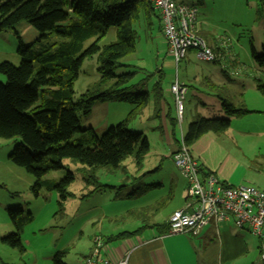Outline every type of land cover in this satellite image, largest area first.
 I'll return each mask as SVG.
<instances>
[{
    "label": "rangeland",
    "instance_id": "374dc122",
    "mask_svg": "<svg viewBox=\"0 0 264 264\" xmlns=\"http://www.w3.org/2000/svg\"><path fill=\"white\" fill-rule=\"evenodd\" d=\"M74 1L67 0L68 6ZM196 7L197 26L214 47L218 57L215 61L198 59L194 51L189 50L176 67L162 38L157 11H151L150 21L141 14L139 20L133 23L137 33L136 49L121 60L128 67H119L115 73L135 70L132 83L138 86L136 90H148L150 99L128 121L129 129L140 130L141 121L146 119L147 114L153 113L154 83L159 80L160 86L170 85L177 77L179 82L189 86L184 100V119L181 121L185 132L195 109L200 107L192 90L199 86L201 71L209 69L222 68L228 79L235 82L231 86L235 105L240 102L241 94L249 110L252 107L264 110V93L257 87L258 84L264 85V63L253 57V52L256 56L263 54L264 0H204ZM19 25L17 28H20L18 32L22 41L27 44L33 42L38 36L37 30L26 20ZM115 38V27L110 26L99 43L106 44ZM58 39L60 37L53 33L49 36V40ZM91 41L92 38L85 40L83 48ZM12 60L15 65L19 63V59ZM97 65L95 56L84 59L74 81L73 101L98 79ZM133 105L117 100L97 103L89 114L79 115V127H91L100 136L108 127L126 118ZM216 117L223 118L225 114ZM152 119L143 120L149 151L141 165H136L135 159L129 156L121 161L117 169L100 167L96 170L99 182L116 187L94 190V186L85 180L87 166L69 158L63 159V168L46 173L43 180H58L67 170L73 173L74 179L66 187L65 199L60 198L56 189L48 188L44 183L39 186L34 184V176L8 157L15 139L0 138V264H54L53 256L57 252L66 264H78L84 258L83 254L90 250L95 234L106 237L144 223L141 217L144 205L151 207L154 201L166 198V205L157 214L158 218L175 207L179 189L187 182L170 156L166 140L159 132L148 128L153 123ZM232 121L233 128L228 132L216 135L209 132L208 135L217 136L216 139L225 144L229 154L225 168L228 164L235 166L237 162L234 176L256 178L261 175L260 172L264 173V111H253ZM243 130L249 133L244 134ZM81 133L75 132L71 140L78 139ZM175 133L180 138L178 124ZM233 168L228 170L233 171ZM58 201L62 202L61 205ZM9 208L21 210L17 213L19 217L31 215L21 231L25 247L23 252L2 240L3 236L15 230L8 214ZM152 212L151 208L146 213Z\"/></svg>",
    "mask_w": 264,
    "mask_h": 264
},
{
    "label": "trees",
    "instance_id": "16d2710c",
    "mask_svg": "<svg viewBox=\"0 0 264 264\" xmlns=\"http://www.w3.org/2000/svg\"><path fill=\"white\" fill-rule=\"evenodd\" d=\"M153 10L147 0H75L69 6L67 0H0V32H14L19 56L17 65L8 60L0 62V79L4 78L0 80V138L15 139L8 157L34 176V184L44 183L65 199L66 187L74 179L70 170L58 180L42 179L49 171L63 168L64 158L87 166L85 180L94 190L116 187L98 181V168L117 169L129 156L135 159L136 165H141L149 151V142L144 132L129 129L127 123L147 105L150 93L146 89L136 90L138 86L132 83L135 70L116 74L115 69L128 67L121 60L136 49L137 33L133 23L141 14L148 19ZM24 20L38 32L36 39L28 44L22 41L17 29ZM110 26L115 27L116 38L101 45L99 42ZM51 33L60 39L49 40ZM200 34L206 40L204 34ZM90 38L92 41L83 48V42ZM262 49V55L256 56L253 52V57L264 63V43ZM91 56L96 57L99 77L73 101L74 81L84 59ZM205 85L209 93L219 98L225 117L195 115L183 134L189 147L206 133L227 131L230 116L253 112L245 106L241 94L240 102L235 105L228 87L210 79H205ZM257 87L264 93L263 84ZM153 93L154 103L159 102L162 98L159 80L154 83ZM110 100L134 105L126 118L108 127L100 136L91 127H79L80 114L87 115L95 104ZM171 123L177 124L174 118ZM75 132L82 133L78 139L71 140ZM179 141L178 138V145ZM201 171L204 172L202 166ZM166 200L163 198L157 206L143 208L141 214L151 208L154 212L160 210ZM19 212L21 210L8 209L15 230L2 240L23 252L21 231L31 215L19 217ZM155 226L160 234H168V222ZM136 232L129 230L102 236L106 241ZM60 255L57 252L53 256L54 264H66Z\"/></svg>",
    "mask_w": 264,
    "mask_h": 264
},
{
    "label": "crops",
    "instance_id": "0c3cea01",
    "mask_svg": "<svg viewBox=\"0 0 264 264\" xmlns=\"http://www.w3.org/2000/svg\"><path fill=\"white\" fill-rule=\"evenodd\" d=\"M188 1L195 5L204 2V0ZM148 21H150L149 17ZM159 27L162 34L161 24ZM17 29L19 31L20 28L18 27ZM198 31L199 34L202 32L200 27ZM162 38L164 39L163 34ZM16 46L17 39L12 30L0 32V62L3 60L12 62L14 61L12 59H19L16 53ZM228 78L229 77L223 72L222 68L218 70L209 69L206 72L201 71L198 79L199 86L192 90V94L197 99L200 107L195 109L191 120L195 115L203 117L223 116L224 113L221 108V102L218 97L207 91L205 79H210L213 83L228 87L230 98L232 99V93L234 92L231 86L235 84V82ZM161 95V100L154 103L153 113H149L150 115L147 114L146 119L154 118L150 120L153 123H151L148 128L159 132L160 136L166 140V144L170 148V156L172 157V154L178 149V137L175 133V126L171 123V120L173 118L175 119V109L172 95L169 91V85L161 86ZM242 100L245 104L243 96ZM256 103H258V97ZM250 110L255 112L264 111L262 108L256 107H252ZM237 117L240 116H230L231 125L225 132L233 128L232 120ZM146 119L143 120L146 121ZM143 120L141 121L142 125L138 128L140 131L145 132ZM235 120L236 119H234V122ZM232 130L240 133L236 129ZM182 133L184 134L185 132L182 130ZM242 133L245 134L249 132L243 130ZM208 134L209 133L202 135L190 145L191 153L202 168L205 171L215 173L220 180L227 184L251 183L264 190V173L260 172L261 175L256 178L234 176L238 163L236 162L235 166H229L228 164V168H225L224 164H226L229 157L227 148L223 142L216 139V133L215 135ZM230 163H232V161ZM231 167H234L233 171L228 170ZM186 189L187 183L185 187L183 186L179 189V200L176 206L168 209L160 218L157 217V214L165 207L166 203L156 212L150 214L142 213L141 217L144 223L138 224L132 229V231L137 230L136 233L106 240V254H109L115 259H120L127 255L126 264H264V259L261 258L260 251L261 244L264 243V235L262 238H257L249 232L247 227L238 228L234 226L231 221L209 223L204 225L200 231L195 234L191 232L160 234L155 226L156 224H167L168 217L174 210L187 208L189 206L194 207L196 205L195 200L187 196ZM160 200L161 199L154 201L152 205H155L156 202ZM145 206H148V204L141 208H146ZM118 233L112 235H117ZM88 250L83 254L84 257H86ZM78 264H85L84 258L81 259Z\"/></svg>",
    "mask_w": 264,
    "mask_h": 264
},
{
    "label": "built area",
    "instance_id": "2783aa9c",
    "mask_svg": "<svg viewBox=\"0 0 264 264\" xmlns=\"http://www.w3.org/2000/svg\"><path fill=\"white\" fill-rule=\"evenodd\" d=\"M157 11L162 34L167 43V52L177 67L189 50L198 59L217 60L213 48L199 34L197 7L188 0H147ZM169 91L175 109V119L180 127L178 149L172 159L187 182V196L196 202L194 207L174 210L168 217V233H198L209 223L231 221L238 228L247 227L249 232L262 238L264 235V190L251 184L230 185L220 180L215 173L201 171V165L185 143L181 130L184 112L186 84L177 77L170 83ZM91 248L84 257L85 264H126L127 255L115 259L107 252L102 235L92 237ZM264 259V243L261 244Z\"/></svg>",
    "mask_w": 264,
    "mask_h": 264
}]
</instances>
